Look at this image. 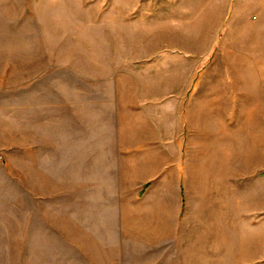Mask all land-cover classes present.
<instances>
[{"label": "rangeland", "instance_id": "1", "mask_svg": "<svg viewBox=\"0 0 264 264\" xmlns=\"http://www.w3.org/2000/svg\"><path fill=\"white\" fill-rule=\"evenodd\" d=\"M234 2L0 0V264H179L163 255L173 240L141 238L134 207L123 216L120 202L142 190L124 191L119 139L134 152L157 131L170 134L162 121L179 97L187 104L196 91L200 102L205 89L228 88L220 58L237 38L229 25L236 18L258 35L264 23V0H249L242 19ZM196 116L212 123L178 124L186 151L228 164L231 189L243 165L252 206L264 112ZM252 221L246 234L264 264V212Z\"/></svg>", "mask_w": 264, "mask_h": 264}, {"label": "crops", "instance_id": "2", "mask_svg": "<svg viewBox=\"0 0 264 264\" xmlns=\"http://www.w3.org/2000/svg\"><path fill=\"white\" fill-rule=\"evenodd\" d=\"M248 1L235 0L232 15L239 14L242 19ZM233 21L228 32H234L237 38L226 40L227 57L220 58L228 74V88L215 96L205 89L200 102L196 91H190L187 104L179 97L172 104V120L162 121L172 123L168 125L172 129L170 134L157 131L155 136H149L148 142L134 146V152L132 142L119 139L124 151L116 165L120 175L121 165L124 166V181L131 185L124 191H132L139 184V192L142 190L133 199L120 202L123 216L127 218L129 209L134 207L135 215L140 216L141 238L173 240L174 247L171 250L163 247V255L167 250V255L172 252L173 256L182 257L179 264H258L254 234H246V217L247 224L253 227L252 220L264 212V176L254 180L259 200L246 207L243 165L241 169L235 167L236 172L232 170L233 174H240L241 181L237 185L233 181L231 189L228 164L218 157L206 161L202 156L200 161L190 147L187 152L186 139L178 125L212 123L206 117L198 120L197 112H264V23L257 25L255 35L248 33L249 27ZM239 31L245 34L240 35ZM143 185L146 187L142 189ZM186 242L187 247L177 246Z\"/></svg>", "mask_w": 264, "mask_h": 264}]
</instances>
